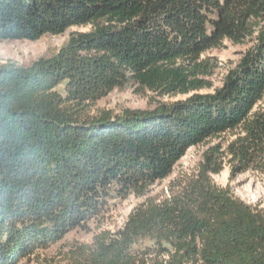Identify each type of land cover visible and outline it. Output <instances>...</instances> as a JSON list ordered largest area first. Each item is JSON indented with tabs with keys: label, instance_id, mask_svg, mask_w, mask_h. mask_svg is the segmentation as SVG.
Wrapping results in <instances>:
<instances>
[{
	"label": "trees",
	"instance_id": "trees-1",
	"mask_svg": "<svg viewBox=\"0 0 264 264\" xmlns=\"http://www.w3.org/2000/svg\"><path fill=\"white\" fill-rule=\"evenodd\" d=\"M87 25L52 56L0 65V264L84 227L112 193L142 194L190 146L243 126L229 153L246 170L254 156L244 142L264 141V116L249 118L264 94V0H0V41ZM252 37L214 93L150 110H94L126 85L197 90L206 84L197 77L202 52ZM222 160L216 147L204 152L177 191L140 203L117 231L70 246L67 264H264V208L213 182ZM145 240L153 247H134Z\"/></svg>",
	"mask_w": 264,
	"mask_h": 264
},
{
	"label": "rangeland",
	"instance_id": "rangeland-1",
	"mask_svg": "<svg viewBox=\"0 0 264 264\" xmlns=\"http://www.w3.org/2000/svg\"><path fill=\"white\" fill-rule=\"evenodd\" d=\"M90 28V25L71 26L61 34H45L34 41H0V65L28 66L41 57L54 55L66 43L72 32L88 31ZM253 42V37L245 38L239 43L224 40L221 46L202 52L198 58V61H202V68L197 77L205 81L206 84L197 90L186 94L159 95L126 85L122 89H114L99 99L95 103L94 110L105 109L114 114L120 113L124 109L150 110L160 102L184 100L195 93H214L223 87L227 76L235 69ZM58 89L61 90V87ZM257 115L264 116V94L254 105L249 118ZM244 136V127L238 126L220 135L210 137L202 143L190 146L167 177L150 184L142 194L130 193L125 198H121L112 193L107 197L103 211L96 218L85 223L84 227L69 231L54 245L38 250L35 255L22 260L19 264H67L66 253L70 246L75 243H91L94 235L101 230L117 231L123 227L134 207L149 198L159 201L168 197L171 190L177 191L180 182L197 173L204 152L212 147L217 148L223 159L221 171L212 174L213 182L219 187H228L235 197L244 202L264 208V141L257 145L249 141L244 142L246 146L252 147L251 153L254 156L246 170H235L234 162L231 161L229 146ZM134 247L139 249L148 247L149 249L153 247V243L145 240L137 243ZM150 256L154 258L155 254H150Z\"/></svg>",
	"mask_w": 264,
	"mask_h": 264
}]
</instances>
